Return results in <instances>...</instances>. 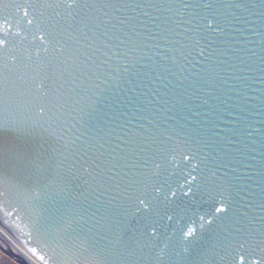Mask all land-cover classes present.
Masks as SVG:
<instances>
[{"label": "water", "instance_id": "1", "mask_svg": "<svg viewBox=\"0 0 264 264\" xmlns=\"http://www.w3.org/2000/svg\"><path fill=\"white\" fill-rule=\"evenodd\" d=\"M0 232L18 264H264V0H5Z\"/></svg>", "mask_w": 264, "mask_h": 264}, {"label": "rangeland", "instance_id": "2", "mask_svg": "<svg viewBox=\"0 0 264 264\" xmlns=\"http://www.w3.org/2000/svg\"><path fill=\"white\" fill-rule=\"evenodd\" d=\"M4 236L5 235L4 234L2 235V233L0 232V239H3L5 242H7V244L9 245V247L14 248L13 247L14 243L12 242V240L11 239H8V237H6V236L4 237ZM0 244H1V242H0ZM1 256L3 257V253L0 251V264H4V263L5 264H11V262L8 259L2 258Z\"/></svg>", "mask_w": 264, "mask_h": 264}, {"label": "flooded vegetation", "instance_id": "3", "mask_svg": "<svg viewBox=\"0 0 264 264\" xmlns=\"http://www.w3.org/2000/svg\"><path fill=\"white\" fill-rule=\"evenodd\" d=\"M4 241V240H3ZM2 257V256H1ZM2 258H5V259H8L10 262H11V264H18L16 261H14L13 259H11L10 257H8V256H6L5 254H3V257ZM7 260V261H8ZM5 264V263H4Z\"/></svg>", "mask_w": 264, "mask_h": 264}, {"label": "snow or ice", "instance_id": "4", "mask_svg": "<svg viewBox=\"0 0 264 264\" xmlns=\"http://www.w3.org/2000/svg\"><path fill=\"white\" fill-rule=\"evenodd\" d=\"M5 3V0H0V5H3ZM41 111H43V109H41ZM141 203L143 204L144 201H141ZM223 208L217 209V211H223ZM189 235H191V232L188 233Z\"/></svg>", "mask_w": 264, "mask_h": 264}, {"label": "bare ground", "instance_id": "5", "mask_svg": "<svg viewBox=\"0 0 264 264\" xmlns=\"http://www.w3.org/2000/svg\"><path fill=\"white\" fill-rule=\"evenodd\" d=\"M0 242H1V245H2V246H4V247L6 246V243H7V242L5 243V241H3L2 239H0ZM32 263H34V262H32Z\"/></svg>", "mask_w": 264, "mask_h": 264}]
</instances>
